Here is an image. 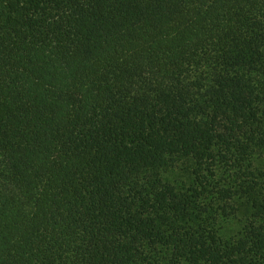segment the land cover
Returning <instances> with one entry per match:
<instances>
[{"label":"trees","instance_id":"trees-1","mask_svg":"<svg viewBox=\"0 0 264 264\" xmlns=\"http://www.w3.org/2000/svg\"><path fill=\"white\" fill-rule=\"evenodd\" d=\"M0 264H264V0H0Z\"/></svg>","mask_w":264,"mask_h":264}]
</instances>
